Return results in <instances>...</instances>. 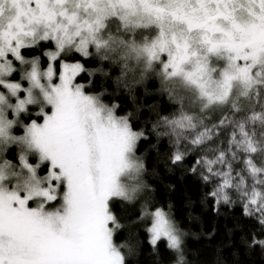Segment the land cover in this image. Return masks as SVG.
Instances as JSON below:
<instances>
[{"label": "snow or ice", "instance_id": "1", "mask_svg": "<svg viewBox=\"0 0 264 264\" xmlns=\"http://www.w3.org/2000/svg\"><path fill=\"white\" fill-rule=\"evenodd\" d=\"M161 163L264 255V0H0V264H207Z\"/></svg>", "mask_w": 264, "mask_h": 264}, {"label": "trees", "instance_id": "2", "mask_svg": "<svg viewBox=\"0 0 264 264\" xmlns=\"http://www.w3.org/2000/svg\"><path fill=\"white\" fill-rule=\"evenodd\" d=\"M151 163V161H149ZM159 169L162 173V180H156V184L159 188V197L160 202L167 206L168 199L170 198L175 204L174 214L178 220L190 227L192 232L197 233L196 236L189 235L187 239V244L189 248L196 249L200 252L201 259L211 264L215 257V246L218 240H220L224 235V226L225 224H231L232 219L231 215H220L216 216L211 210H208L203 219V224L190 222L187 219L186 213L183 208V200L186 190L196 192L198 188L197 182L189 175L184 180L179 179V173H167L164 171V166L161 163ZM166 183H174L176 188L172 192H168L165 189ZM239 208L235 209V213H239ZM245 223H254L245 220ZM215 224L217 231L212 237L201 234V231L204 233L211 231V228ZM145 252L148 251V248L145 247ZM170 258L169 253H164L162 257V264H167L168 259ZM244 264H264V255L261 254L260 249L257 247L247 255L242 256ZM142 264H147V258L141 257Z\"/></svg>", "mask_w": 264, "mask_h": 264}]
</instances>
